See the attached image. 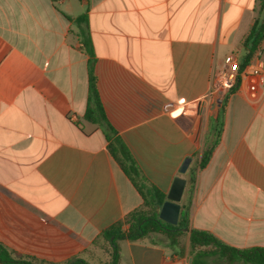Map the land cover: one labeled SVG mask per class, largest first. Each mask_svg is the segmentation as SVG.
I'll return each mask as SVG.
<instances>
[{"label": "crops", "instance_id": "obj_1", "mask_svg": "<svg viewBox=\"0 0 264 264\" xmlns=\"http://www.w3.org/2000/svg\"><path fill=\"white\" fill-rule=\"evenodd\" d=\"M256 16L257 0H0V244L36 264H107L101 234L143 204L105 128L86 117L93 61L105 117L142 181L166 201L184 178L190 229L264 248V41L247 66L262 69L257 99L245 80L226 94L212 81L228 55L240 61ZM184 232L177 243L118 240V264H194Z\"/></svg>", "mask_w": 264, "mask_h": 264}, {"label": "trees", "instance_id": "obj_2", "mask_svg": "<svg viewBox=\"0 0 264 264\" xmlns=\"http://www.w3.org/2000/svg\"><path fill=\"white\" fill-rule=\"evenodd\" d=\"M74 21L83 34L84 26L88 22V16L83 14L74 19ZM263 41L264 0H257V16L250 31L242 41L243 52L239 63L240 71H243L251 64ZM83 44L84 51L90 56H93L94 53L90 42L84 39ZM93 66V61H91L89 64V97L86 117L105 128L106 137L109 142V151L143 198V204L141 206L131 211L122 221L113 224L101 234V239L105 242L106 250L111 255V261L107 264H118V240L128 239L130 241H138L145 237L160 234L167 236L171 243H177L178 238L185 233L184 230L190 231V254L193 257L194 264H208V259L210 258L224 259L227 263L244 261L248 264H264V248L237 249L224 244L211 233L198 229H190L188 205L183 206L177 225L162 221L159 215L166 196L156 187L149 186L142 181L140 171L127 145L120 137L116 136L115 131L108 123L97 90ZM235 89L230 91V93L234 92ZM223 119L224 107H222L217 117L212 120L210 139L206 143L201 156V168L209 162L213 150L218 143L222 131ZM0 263L36 264L31 258L16 256L15 253L9 251L2 244H0ZM66 264L90 263L82 258H73Z\"/></svg>", "mask_w": 264, "mask_h": 264}, {"label": "built area", "instance_id": "obj_3", "mask_svg": "<svg viewBox=\"0 0 264 264\" xmlns=\"http://www.w3.org/2000/svg\"><path fill=\"white\" fill-rule=\"evenodd\" d=\"M255 55L260 57L261 51L258 50ZM239 63L240 61L237 56L233 54L228 55L213 76V86L216 90L226 94L241 81L245 80L248 83V96L250 99L255 100L258 98L257 76L262 69L258 66H250L240 71Z\"/></svg>", "mask_w": 264, "mask_h": 264}, {"label": "water", "instance_id": "obj_4", "mask_svg": "<svg viewBox=\"0 0 264 264\" xmlns=\"http://www.w3.org/2000/svg\"><path fill=\"white\" fill-rule=\"evenodd\" d=\"M191 159H186L181 167V172L185 173L190 165ZM186 180L177 177L167 195V200L164 202L160 210V218L169 224L177 225L180 214V201L184 193Z\"/></svg>", "mask_w": 264, "mask_h": 264}]
</instances>
